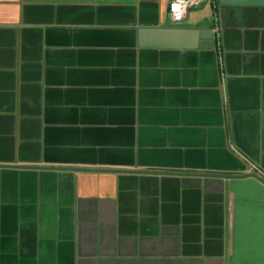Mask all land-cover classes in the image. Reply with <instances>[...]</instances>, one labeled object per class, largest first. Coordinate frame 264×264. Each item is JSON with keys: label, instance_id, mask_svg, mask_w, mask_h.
I'll use <instances>...</instances> for the list:
<instances>
[{"label": "crops", "instance_id": "0c3cea01", "mask_svg": "<svg viewBox=\"0 0 264 264\" xmlns=\"http://www.w3.org/2000/svg\"><path fill=\"white\" fill-rule=\"evenodd\" d=\"M170 1L0 0V264H264V29Z\"/></svg>", "mask_w": 264, "mask_h": 264}, {"label": "water", "instance_id": "95a60500", "mask_svg": "<svg viewBox=\"0 0 264 264\" xmlns=\"http://www.w3.org/2000/svg\"><path fill=\"white\" fill-rule=\"evenodd\" d=\"M218 2L222 7L240 8L244 28L264 29V0H218ZM138 42L142 49L192 50L213 47L215 34L213 28L140 29Z\"/></svg>", "mask_w": 264, "mask_h": 264}, {"label": "built area", "instance_id": "2783aa9c", "mask_svg": "<svg viewBox=\"0 0 264 264\" xmlns=\"http://www.w3.org/2000/svg\"><path fill=\"white\" fill-rule=\"evenodd\" d=\"M206 0H171L169 3V17L170 20L173 23H180L183 20L186 19L188 12L191 9L197 8L200 5H202ZM215 9H217L218 7H220L218 0H212ZM214 34H215V40L219 39V34L221 32V26L219 24V19L218 16H216V23L215 26L213 28ZM259 174L262 176V178H264V172L261 171L258 167H254Z\"/></svg>", "mask_w": 264, "mask_h": 264}, {"label": "rangeland", "instance_id": "374dc122", "mask_svg": "<svg viewBox=\"0 0 264 264\" xmlns=\"http://www.w3.org/2000/svg\"><path fill=\"white\" fill-rule=\"evenodd\" d=\"M210 3H211V0H208V6H210ZM210 12H211V11H210ZM209 15H210V16H208V17H209L210 21H212V19H213V15L210 14V13H209ZM182 24H184V23H183V22H180V23H173V25L176 26V27H180Z\"/></svg>", "mask_w": 264, "mask_h": 264}, {"label": "trees", "instance_id": "16d2710c", "mask_svg": "<svg viewBox=\"0 0 264 264\" xmlns=\"http://www.w3.org/2000/svg\"><path fill=\"white\" fill-rule=\"evenodd\" d=\"M219 3V2H218Z\"/></svg>", "mask_w": 264, "mask_h": 264}]
</instances>
